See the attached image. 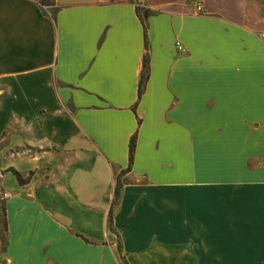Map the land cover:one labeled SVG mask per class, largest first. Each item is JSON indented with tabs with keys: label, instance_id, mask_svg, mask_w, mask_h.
<instances>
[{
	"label": "crops",
	"instance_id": "crops-1",
	"mask_svg": "<svg viewBox=\"0 0 264 264\" xmlns=\"http://www.w3.org/2000/svg\"><path fill=\"white\" fill-rule=\"evenodd\" d=\"M43 1L0 0V105L76 158L7 264H264V0Z\"/></svg>",
	"mask_w": 264,
	"mask_h": 264
},
{
	"label": "rangeland",
	"instance_id": "rangeland-1",
	"mask_svg": "<svg viewBox=\"0 0 264 264\" xmlns=\"http://www.w3.org/2000/svg\"><path fill=\"white\" fill-rule=\"evenodd\" d=\"M42 3L53 5L46 0ZM206 4L208 8L212 7L213 0H207ZM7 108L9 106L0 105V264H7L8 261L4 255L8 240L5 229L6 221H9L8 200L17 196L30 199L32 191L28 185L35 176L34 186L45 185L54 176H59V169L70 166L76 158V155L70 152L63 153L50 148L41 151L29 146L24 141L35 135L34 129H31L19 114L7 119Z\"/></svg>",
	"mask_w": 264,
	"mask_h": 264
},
{
	"label": "trees",
	"instance_id": "trees-1",
	"mask_svg": "<svg viewBox=\"0 0 264 264\" xmlns=\"http://www.w3.org/2000/svg\"><path fill=\"white\" fill-rule=\"evenodd\" d=\"M147 16V11L144 14V17ZM143 26L145 28L146 31V23L143 21ZM149 74H148V59L145 60V64H144V74H143V78L141 80V85L140 88H142V85L144 84V82L146 81V79L148 78ZM134 149H135V136L132 138L131 142H130V154H129V161L130 164L133 162L134 159ZM19 176V174H18ZM120 181L118 180L117 185H116V196L119 195L120 192ZM8 226H7V221H6V230H7ZM109 228L112 232H115V229L113 227V211L111 208L110 214H109ZM118 250L119 252H121V244L120 242L118 243Z\"/></svg>",
	"mask_w": 264,
	"mask_h": 264
},
{
	"label": "built area",
	"instance_id": "built-area-1",
	"mask_svg": "<svg viewBox=\"0 0 264 264\" xmlns=\"http://www.w3.org/2000/svg\"><path fill=\"white\" fill-rule=\"evenodd\" d=\"M198 8L201 9V6H199Z\"/></svg>",
	"mask_w": 264,
	"mask_h": 264
}]
</instances>
